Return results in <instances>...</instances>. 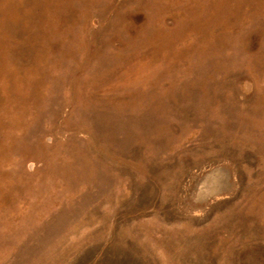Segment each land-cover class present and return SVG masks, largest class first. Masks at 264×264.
I'll return each mask as SVG.
<instances>
[{
	"label": "rangeland",
	"instance_id": "rangeland-1",
	"mask_svg": "<svg viewBox=\"0 0 264 264\" xmlns=\"http://www.w3.org/2000/svg\"><path fill=\"white\" fill-rule=\"evenodd\" d=\"M0 264H264V0H0Z\"/></svg>",
	"mask_w": 264,
	"mask_h": 264
}]
</instances>
